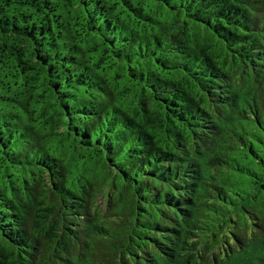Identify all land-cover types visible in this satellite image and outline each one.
<instances>
[{
  "label": "trees",
  "instance_id": "trees-1",
  "mask_svg": "<svg viewBox=\"0 0 264 264\" xmlns=\"http://www.w3.org/2000/svg\"><path fill=\"white\" fill-rule=\"evenodd\" d=\"M0 264H264V0H0Z\"/></svg>",
  "mask_w": 264,
  "mask_h": 264
}]
</instances>
